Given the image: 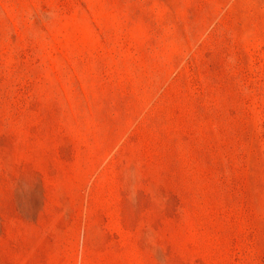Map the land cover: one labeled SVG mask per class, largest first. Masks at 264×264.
<instances>
[{"label": "rangeland", "instance_id": "1", "mask_svg": "<svg viewBox=\"0 0 264 264\" xmlns=\"http://www.w3.org/2000/svg\"><path fill=\"white\" fill-rule=\"evenodd\" d=\"M0 264H264V0H0Z\"/></svg>", "mask_w": 264, "mask_h": 264}]
</instances>
